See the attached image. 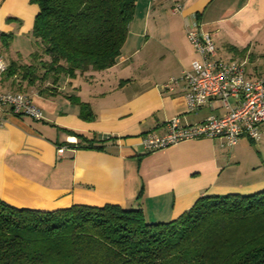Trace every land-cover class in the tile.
Here are the masks:
<instances>
[{
    "label": "crops",
    "instance_id": "obj_1",
    "mask_svg": "<svg viewBox=\"0 0 264 264\" xmlns=\"http://www.w3.org/2000/svg\"><path fill=\"white\" fill-rule=\"evenodd\" d=\"M176 4L182 11L172 14ZM38 12L29 0H0V55L8 66L0 91L27 95L43 114L41 121L10 116L0 127V201L47 212L139 207L150 224L175 220L204 196L264 192V123L257 157L245 136L230 149L219 139L153 153L141 145L174 117L192 125L226 112L217 102L188 112L183 84L162 88L196 59L185 33L194 17L216 57L243 64L247 79L264 78V0H137L116 64L74 77L54 76L43 67L47 58L34 56ZM72 139L81 148L66 146ZM88 141L100 148L83 147Z\"/></svg>",
    "mask_w": 264,
    "mask_h": 264
},
{
    "label": "trees",
    "instance_id": "obj_2",
    "mask_svg": "<svg viewBox=\"0 0 264 264\" xmlns=\"http://www.w3.org/2000/svg\"><path fill=\"white\" fill-rule=\"evenodd\" d=\"M29 1L39 9L34 56L68 77L116 64L137 2ZM142 211L73 205L47 212L0 201V264H264L262 191L204 196L166 223L149 224Z\"/></svg>",
    "mask_w": 264,
    "mask_h": 264
},
{
    "label": "built area",
    "instance_id": "obj_3",
    "mask_svg": "<svg viewBox=\"0 0 264 264\" xmlns=\"http://www.w3.org/2000/svg\"><path fill=\"white\" fill-rule=\"evenodd\" d=\"M181 11L180 4L171 9L172 14ZM195 18L185 33L196 59L178 78H170L162 84V88L170 91L179 83L183 84L188 112L198 111L205 106L212 107L213 102H217L226 112L192 125H182L174 117L165 122L163 134L158 136L148 132L141 138V145L146 152H158L182 142L201 139H219L222 141L220 146L233 147L244 136L253 142H258L261 137L259 126L264 123V78L247 79L243 64L222 61L216 57L217 50L209 33L199 32ZM2 39L0 33V49ZM7 72V63L0 55V77ZM31 101L30 97L20 92L0 91V127L10 116L41 121L42 111ZM77 143L76 139H72L68 144ZM62 151L59 148L60 154Z\"/></svg>",
    "mask_w": 264,
    "mask_h": 264
},
{
    "label": "rangeland",
    "instance_id": "obj_4",
    "mask_svg": "<svg viewBox=\"0 0 264 264\" xmlns=\"http://www.w3.org/2000/svg\"><path fill=\"white\" fill-rule=\"evenodd\" d=\"M259 143H261V142L259 141L258 143L257 142L251 143V145L253 147L251 150V153H252V155H255L256 157L260 153V150H258L259 149V147H258ZM257 147H258V149H257ZM224 148L230 149V147H225V146H224Z\"/></svg>",
    "mask_w": 264,
    "mask_h": 264
}]
</instances>
